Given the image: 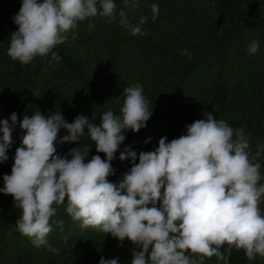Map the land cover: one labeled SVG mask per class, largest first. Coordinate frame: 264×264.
I'll return each instance as SVG.
<instances>
[{
    "label": "clouds",
    "instance_id": "obj_1",
    "mask_svg": "<svg viewBox=\"0 0 264 264\" xmlns=\"http://www.w3.org/2000/svg\"><path fill=\"white\" fill-rule=\"evenodd\" d=\"M152 12V19H157V4ZM116 17L115 0H22L13 18L18 31L10 37L7 55L22 65L49 54L59 61L54 49L79 23L96 18L113 23ZM119 17L133 35L147 34L131 26L124 11ZM146 21L142 17L140 23ZM88 27L91 30L94 24ZM258 49L257 40L247 48L249 54ZM143 91L140 84L126 87L120 114L106 112L100 126L84 115L68 123L60 112L45 118L37 111L19 121L25 132L22 146L16 149L11 175H4L0 189L22 210L18 231L35 247L58 255L60 249L49 244L48 236L52 217L64 206L82 229L111 235L121 244L127 239L142 249L132 251V264H204L205 258L223 259L225 244L243 250L249 260L264 258V215L258 207L264 198L258 162L264 146L258 145L253 154L242 127H230L206 113V119L187 126L186 135L170 142L162 137L155 151L141 152L139 163L137 153L125 148L119 159H130L132 167L118 184L109 182L112 161L126 139L123 133L139 132L152 116ZM10 119L11 124L0 121V163L9 159L7 152L14 143L17 114ZM61 129L69 134L59 138ZM85 133L106 160L100 155L87 159L91 148L71 149V159L56 154V144L80 142ZM55 223L63 230V220ZM99 264L118 260L101 258Z\"/></svg>",
    "mask_w": 264,
    "mask_h": 264
},
{
    "label": "trees",
    "instance_id": "obj_2",
    "mask_svg": "<svg viewBox=\"0 0 264 264\" xmlns=\"http://www.w3.org/2000/svg\"><path fill=\"white\" fill-rule=\"evenodd\" d=\"M115 3L116 21L96 18L79 23L68 33L66 42L54 49L59 61L49 54L22 65L7 55L10 37L18 31L13 18L22 0H0V121L7 119L11 124V115L18 116L14 143L7 152L9 159L0 163V189L4 175H11L16 149L22 146L25 132L19 121L25 115L31 117L39 111L48 118L60 112L68 123L84 115L100 126L106 112L120 114L124 89L136 84L143 87L152 116L139 132L123 133L126 139L112 161L111 183L121 182L132 167L130 159H119L125 148L137 153L139 163L141 152L155 151L162 137L170 142L186 135L187 126L206 119V113L230 127H242L249 139L264 142V0ZM153 4L159 7L155 20ZM121 10L131 26H139L141 33L147 34L133 35L130 28L122 26ZM142 17H147L143 24ZM90 22L94 24L91 30ZM253 40L259 42V49L249 54L247 48ZM68 134L61 129L58 135L62 138ZM55 147L61 157L71 158L70 150L81 147L82 151L91 148L87 159L100 155L106 160L87 133L80 142ZM258 207L264 215V198ZM21 215L14 198L0 192V264H99L101 258L132 264V251L142 250L130 240L121 244L111 235L82 229L65 207L59 206L48 236L49 244L60 249L57 255L46 247H35L18 231L16 221ZM60 220L63 230L55 223ZM221 252L223 259L205 258L204 264H264L260 256L249 260L235 246L225 244Z\"/></svg>",
    "mask_w": 264,
    "mask_h": 264
},
{
    "label": "rangeland",
    "instance_id": "obj_3",
    "mask_svg": "<svg viewBox=\"0 0 264 264\" xmlns=\"http://www.w3.org/2000/svg\"><path fill=\"white\" fill-rule=\"evenodd\" d=\"M130 84H131V80H130ZM146 133L147 132H145L144 134H146ZM249 137H250V135H249ZM249 142H250V150H251V152L253 154H255V152L257 151V146L258 145L259 146H264V142L263 141H254L253 139H249ZM69 159H71V158H69ZM258 162L261 164V176L264 177V154H262V157L260 158V160ZM130 165H132V163H130ZM263 181H264V179H263ZM214 259H216V257H213L212 259H208V261L214 260ZM204 262H206V259H205ZM260 262H264V258H260Z\"/></svg>",
    "mask_w": 264,
    "mask_h": 264
}]
</instances>
